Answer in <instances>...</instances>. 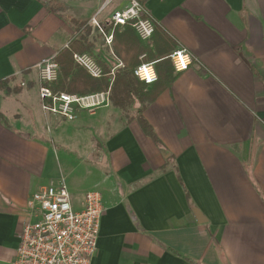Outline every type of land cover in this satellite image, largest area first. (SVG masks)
I'll use <instances>...</instances> for the list:
<instances>
[{"label":"crops","instance_id":"0c3cea01","mask_svg":"<svg viewBox=\"0 0 264 264\" xmlns=\"http://www.w3.org/2000/svg\"><path fill=\"white\" fill-rule=\"evenodd\" d=\"M140 1L192 61L142 112L156 140L136 109L121 121L111 104L78 111L73 122L101 129L92 158L47 141L53 115L41 107L37 64L83 37L100 64L123 67L105 39L123 30L110 16L126 0H0V81L13 90L0 89V264L15 258L34 220L27 200L62 180L53 177L57 157L92 165L83 186L66 184L74 209L86 191L102 195L90 264H264V0Z\"/></svg>","mask_w":264,"mask_h":264},{"label":"built area","instance_id":"2783aa9c","mask_svg":"<svg viewBox=\"0 0 264 264\" xmlns=\"http://www.w3.org/2000/svg\"><path fill=\"white\" fill-rule=\"evenodd\" d=\"M114 0H105L104 5ZM92 23L98 25L92 19ZM112 27L130 25L140 42L147 43L154 32V22L145 5L140 0H126V4L112 11ZM99 27V26H98ZM107 44L112 42V34L106 35ZM55 56L41 59L37 64L38 95L42 109L53 116L73 122L78 111L89 114L110 104V90L115 69L105 74L97 59L88 52L74 53V63L83 68L91 77L108 76L109 86L104 90L87 94H70L55 91L51 85L60 79V71ZM167 57L175 72L185 70L192 61L184 48L173 49ZM146 53L138 57L139 63L132 70L142 83L151 85L157 80V60H146ZM32 222L24 224L15 258L10 264H90L96 253L100 222L105 211L100 191L90 189L85 192L80 208L74 209L70 193L62 181H54L41 186L26 203Z\"/></svg>","mask_w":264,"mask_h":264},{"label":"trees","instance_id":"16d2710c","mask_svg":"<svg viewBox=\"0 0 264 264\" xmlns=\"http://www.w3.org/2000/svg\"><path fill=\"white\" fill-rule=\"evenodd\" d=\"M71 21L76 28H83L84 31L87 29L86 21ZM122 27L121 33H118L119 28L115 30L112 47L117 58L123 63V67L116 68L114 72L109 102L113 107L122 110L134 107L139 125L146 134L156 140L151 127L143 118L142 112L145 106L169 88L177 77L178 72L174 71L172 62L167 57L174 49L175 42L166 35L156 22H154V32L148 43L140 42L130 25ZM83 52L90 53L91 45L85 38L79 37L69 42L64 49L56 54L55 62L59 67L60 79L51 85L53 90L70 94H87L104 90L109 86L110 78L108 76L93 78L74 63L73 54ZM143 53H146V60L148 61L158 59L155 65L157 80L151 85L140 82L132 73L133 68L139 63L138 57ZM100 65L105 74L109 73V69L102 64ZM6 84L7 80L0 81V89L7 92L13 91ZM0 117L4 119L1 113Z\"/></svg>","mask_w":264,"mask_h":264},{"label":"rangeland","instance_id":"374dc122","mask_svg":"<svg viewBox=\"0 0 264 264\" xmlns=\"http://www.w3.org/2000/svg\"><path fill=\"white\" fill-rule=\"evenodd\" d=\"M30 101L35 105L36 112L40 114L41 111H39V104H36V98L33 96ZM134 110V107H128L125 110L119 109L111 114V119L124 120L132 116ZM100 133L101 129L92 119L69 123L53 116L45 117L44 134L56 152H58V147L66 153H73V151L76 153L75 150H79L81 153L87 151L88 157L97 158L102 142L98 136ZM58 144L60 145L58 146ZM91 171V163L83 164L69 160L66 162L58 159V157L54 160L53 177L58 179V175H61L63 182L71 187L83 186L89 180Z\"/></svg>","mask_w":264,"mask_h":264},{"label":"water","instance_id":"95a60500","mask_svg":"<svg viewBox=\"0 0 264 264\" xmlns=\"http://www.w3.org/2000/svg\"><path fill=\"white\" fill-rule=\"evenodd\" d=\"M165 157H168V154L165 151H162ZM192 212L198 223H203L206 221L202 213L197 208H192Z\"/></svg>","mask_w":264,"mask_h":264}]
</instances>
